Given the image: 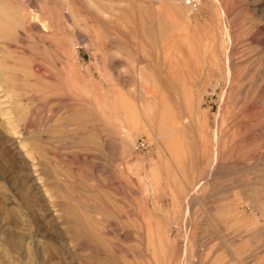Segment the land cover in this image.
Here are the masks:
<instances>
[{
    "label": "rangeland",
    "instance_id": "374dc122",
    "mask_svg": "<svg viewBox=\"0 0 264 264\" xmlns=\"http://www.w3.org/2000/svg\"><path fill=\"white\" fill-rule=\"evenodd\" d=\"M188 2L0 0V264H264V0Z\"/></svg>",
    "mask_w": 264,
    "mask_h": 264
},
{
    "label": "bare ground",
    "instance_id": "6f19581e",
    "mask_svg": "<svg viewBox=\"0 0 264 264\" xmlns=\"http://www.w3.org/2000/svg\"><path fill=\"white\" fill-rule=\"evenodd\" d=\"M181 2V1H180ZM199 2V1H198ZM193 0H189V2L187 3V4H189V5H191V6H193ZM3 98V97H2ZM21 104V103H20ZM2 110V109H1ZM3 111V110H2ZM6 112V111H5ZM178 124V123H177ZM180 125V124H179ZM185 125V124H184ZM184 127V126H183ZM37 138V137H36ZM33 141V140H32ZM19 142V141H18ZM34 142V141H33ZM193 192V191H192ZM4 195V194H3ZM5 196V195H4ZM8 197V196H7ZM9 198V197H8ZM12 199V198H11ZM5 213H7V214H9V216L10 215H14L15 213H16V211L14 210V208L13 207H9V209H7V211L5 212ZM6 215V214H5ZM78 224H80V223H78ZM11 231V230H10ZM81 234L82 233H84V231H79ZM13 233V232H12ZM16 235V234H15ZM14 235V236H15ZM84 235V234H83ZM90 235H92V234H90ZM12 234H9L8 235V237H7V244H9L10 246H15V244L16 245H21L23 242H25V240H24V238L23 237H18V238H15ZM85 238H86V236H85ZM80 239V238H79ZM27 241V240H26ZM84 242H86L84 239H82L81 240V242H80V245H83L84 244ZM9 245H8V247H9ZM24 244H22L21 246H23ZM85 245V244H84ZM20 247V246H19ZM21 248V247H20ZM13 249V248H12ZM18 249V248H17ZM11 250V249H10ZM102 255V254H101ZM90 256V255H89ZM103 256V255H102ZM93 257H94V259L95 260H97L98 261V259L100 258L99 257V253H94L93 254ZM85 259V258H84ZM86 260V259H85ZM104 260H106V259H104ZM85 263V262H84ZM95 264V263H94ZM97 264V263H96Z\"/></svg>",
    "mask_w": 264,
    "mask_h": 264
},
{
    "label": "built area",
    "instance_id": "2783aa9c",
    "mask_svg": "<svg viewBox=\"0 0 264 264\" xmlns=\"http://www.w3.org/2000/svg\"><path fill=\"white\" fill-rule=\"evenodd\" d=\"M200 0H193L192 4H198ZM140 145L145 146V142H141Z\"/></svg>",
    "mask_w": 264,
    "mask_h": 264
}]
</instances>
